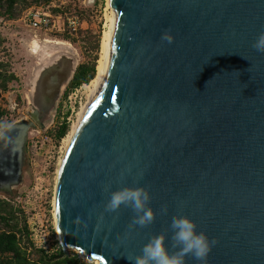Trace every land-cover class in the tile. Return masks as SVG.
<instances>
[{"label":"water","instance_id":"95a60500","mask_svg":"<svg viewBox=\"0 0 264 264\" xmlns=\"http://www.w3.org/2000/svg\"><path fill=\"white\" fill-rule=\"evenodd\" d=\"M110 6L116 26L106 78L58 174L61 255L131 264L126 255H139L157 234L168 232L171 248L169 225L182 212L216 241L206 264H264V53L252 47L264 32V0ZM165 31L172 44L161 40ZM78 67L66 49L36 69L29 117L0 140V197L14 198L23 183L29 135L52 125ZM127 185L148 188L158 212L131 235L130 208L105 212L111 191Z\"/></svg>","mask_w":264,"mask_h":264},{"label":"rangeland","instance_id":"374dc122","mask_svg":"<svg viewBox=\"0 0 264 264\" xmlns=\"http://www.w3.org/2000/svg\"><path fill=\"white\" fill-rule=\"evenodd\" d=\"M89 1L57 0L56 6L50 7L57 25L48 31L34 30L25 20L32 7L44 6L47 10L46 0H27L26 6L19 5L13 19L0 11V35L5 41L0 60L9 64V70L17 77L9 84L7 91L0 90V107L7 111L3 123L12 124L29 117L31 81L36 69L48 55L67 49L75 56L79 66L85 62L97 64L92 85L85 86L90 81L70 92L68 89L60 101L52 125L46 131H31L26 146L24 181L16 189L14 198L10 199L25 212L31 236L39 248L44 246L50 255L63 248L55 219L56 187L61 161L69 148L70 136L79 125L97 88L102 39L109 31L115 15L108 0ZM72 15H77L80 19V26L76 31H71L67 26V18ZM60 45H67L69 48ZM64 121L69 126L67 135L57 141L49 132ZM46 136L50 139L46 140ZM42 230H47L48 234H42ZM65 253L77 252L71 250ZM78 255L81 258L79 253Z\"/></svg>","mask_w":264,"mask_h":264},{"label":"clouds","instance_id":"9594fccd","mask_svg":"<svg viewBox=\"0 0 264 264\" xmlns=\"http://www.w3.org/2000/svg\"><path fill=\"white\" fill-rule=\"evenodd\" d=\"M161 40L172 44L175 37L170 31H165ZM252 47L257 52L264 53V32L257 36ZM12 128L10 123H0V140H9L8 133ZM110 189L111 185L105 188L106 191ZM151 199V192L145 186L127 185L111 191L105 212L116 213L122 206L130 208L134 213L129 230L131 235V229L144 228L156 221L158 212L150 207ZM160 214H167V208L160 209ZM169 231L172 234L171 248L166 244L169 233L164 232L153 236L143 246L139 255H126L127 259L131 264H187L186 258L191 256L197 264H206L216 241L210 239L206 232L199 230L192 217L178 212L171 219Z\"/></svg>","mask_w":264,"mask_h":264},{"label":"trees","instance_id":"16d2710c","mask_svg":"<svg viewBox=\"0 0 264 264\" xmlns=\"http://www.w3.org/2000/svg\"><path fill=\"white\" fill-rule=\"evenodd\" d=\"M27 0H0V11L9 19H13L19 5L26 6ZM5 41L0 35V54ZM95 62H85L78 67L69 92L83 84L89 83L96 76ZM17 79L9 70V64L0 60V90L7 91L9 84ZM68 92V93H69ZM67 93V94H68ZM7 111L0 107V123H3ZM66 121L59 124L49 133L57 141L67 135ZM28 218L14 200L0 197V264H87L78 253L61 255L48 254L47 250L38 248L31 236Z\"/></svg>","mask_w":264,"mask_h":264},{"label":"built area","instance_id":"2783aa9c","mask_svg":"<svg viewBox=\"0 0 264 264\" xmlns=\"http://www.w3.org/2000/svg\"><path fill=\"white\" fill-rule=\"evenodd\" d=\"M48 4L47 10L44 9V6L41 7H32L28 10L25 20L28 23V25L34 29V30H51L54 27H56L55 18L52 14V11L50 9L51 6H56L57 0H46ZM67 26L71 31H76L78 27L80 26V19L77 15H72L67 18ZM74 111V110H73ZM50 138L46 136V140H49ZM47 230H42V234H45ZM33 238V237H32ZM33 241L35 245L39 248L37 245V242H35L34 238ZM40 248L47 250L44 246H40Z\"/></svg>","mask_w":264,"mask_h":264},{"label":"bare ground","instance_id":"6f19581e","mask_svg":"<svg viewBox=\"0 0 264 264\" xmlns=\"http://www.w3.org/2000/svg\"><path fill=\"white\" fill-rule=\"evenodd\" d=\"M108 5L110 6V0H108ZM115 26H116V13H115V15H114V17H113V19L111 21V24H110V27H109V31L104 34L103 39H102L101 59L99 61V65L97 67V73H98V84H97V88H96V90H95V92H94V94H93V96L91 98V101H90L89 105L87 106L86 110L82 114V117L80 119L79 125H80V123L82 121V118L84 117L87 109L91 105L92 101L96 98L97 94L99 93V91H100V89H101V87H102V85H103V83L105 81V78H106V63H107V60H108V57H109V54H110L111 48H112V41H113V37H114ZM90 85H92V81H91L90 84H86L85 86L86 87H89ZM81 112H82V110H81ZM79 125L77 126V128L79 127ZM77 128L75 129V131L73 132V134L70 136V139H69L70 144H69V146L72 143V140L74 138V135L76 133ZM63 163L64 162L62 160L61 161V167H60L59 175L61 173V168L63 166ZM55 219H56V228L58 230V235H59L57 214H55ZM59 239H60V235H59ZM94 263L95 264H98V262H94Z\"/></svg>","mask_w":264,"mask_h":264}]
</instances>
